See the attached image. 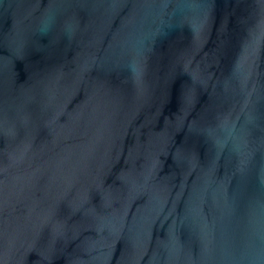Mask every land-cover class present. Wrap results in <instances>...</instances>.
<instances>
[{
	"label": "water",
	"instance_id": "water-1",
	"mask_svg": "<svg viewBox=\"0 0 264 264\" xmlns=\"http://www.w3.org/2000/svg\"><path fill=\"white\" fill-rule=\"evenodd\" d=\"M0 264H264V0H0Z\"/></svg>",
	"mask_w": 264,
	"mask_h": 264
}]
</instances>
